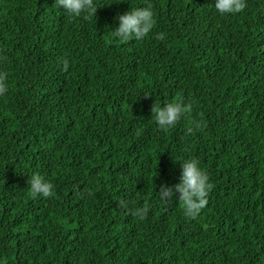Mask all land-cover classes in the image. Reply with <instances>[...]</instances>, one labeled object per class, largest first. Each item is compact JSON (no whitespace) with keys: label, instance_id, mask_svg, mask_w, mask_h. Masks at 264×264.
Returning a JSON list of instances; mask_svg holds the SVG:
<instances>
[{"label":"trees","instance_id":"trees-1","mask_svg":"<svg viewBox=\"0 0 264 264\" xmlns=\"http://www.w3.org/2000/svg\"><path fill=\"white\" fill-rule=\"evenodd\" d=\"M54 3L0 0V264H264V0ZM146 6L151 32L115 37ZM173 101L190 112L162 130ZM193 157L213 185L195 218L158 193Z\"/></svg>","mask_w":264,"mask_h":264},{"label":"clouds","instance_id":"clouds-1","mask_svg":"<svg viewBox=\"0 0 264 264\" xmlns=\"http://www.w3.org/2000/svg\"><path fill=\"white\" fill-rule=\"evenodd\" d=\"M54 5L68 14L72 18H78L84 14L91 16L96 14L98 6L96 0H55ZM247 0H215L214 7L221 15L237 14L245 10ZM119 23L115 27L113 34L120 40L128 41L133 37L142 39L146 37L155 24L154 11L151 7H135L129 11L119 14L116 18ZM67 67V64H65ZM9 92V85L6 77L0 75V97ZM191 109L190 104H182L179 101L165 102L163 106L156 104L153 106L152 118L162 130H169L176 126ZM191 131V129H190ZM182 172L179 182L174 186L164 183L160 186L159 197L161 201L167 203L174 199L179 193V200L182 202L185 214L195 218L198 213L208 204V194L213 185L210 182L207 171L201 167L197 158L184 159L181 162ZM30 188L33 196L52 195L54 185L40 174H33L30 179ZM133 215L143 219L148 209L138 207L132 210Z\"/></svg>","mask_w":264,"mask_h":264}]
</instances>
